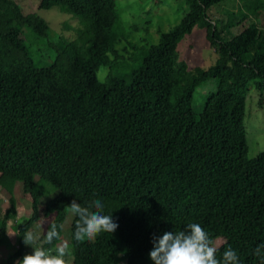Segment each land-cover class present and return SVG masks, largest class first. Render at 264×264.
<instances>
[{
	"label": "trees",
	"instance_id": "16d2710c",
	"mask_svg": "<svg viewBox=\"0 0 264 264\" xmlns=\"http://www.w3.org/2000/svg\"><path fill=\"white\" fill-rule=\"evenodd\" d=\"M182 1L177 21L145 44L129 39L114 0H37L39 8L76 19L73 36L60 35L58 43L46 38L42 18L0 0V188L7 193L0 244L7 224L17 235L0 264H16L32 244L55 254L73 199L86 207L101 200L118 228L77 241L78 217L70 214L69 264H154L153 236L188 223L222 244L217 259L231 247L240 264H261L254 249L264 243V149L246 155L243 108L250 83L258 104L264 91V1L226 11L223 24L207 10L224 0ZM247 15L252 20L244 23ZM193 26L213 50L206 66L177 56L178 41ZM37 38L53 50L43 62L27 40ZM118 40L126 43L123 55L114 48ZM98 66L105 67L101 80ZM167 68L174 75L165 82ZM206 78L215 88L196 110L192 92ZM14 183L29 208L19 224ZM41 200L50 217L26 245ZM53 226L59 237L48 243Z\"/></svg>",
	"mask_w": 264,
	"mask_h": 264
},
{
	"label": "rangeland",
	"instance_id": "374dc122",
	"mask_svg": "<svg viewBox=\"0 0 264 264\" xmlns=\"http://www.w3.org/2000/svg\"><path fill=\"white\" fill-rule=\"evenodd\" d=\"M17 4L23 12L34 13L42 18L47 23L46 38L52 42H59L60 35L70 38L73 36L71 26L75 24V18L69 14L57 10L55 7L39 8L37 0H12ZM250 0H224L218 5H213L207 10V14L220 19L219 24L225 21L226 11H236V8L248 5ZM264 1V0H263ZM115 11L120 17L121 24L125 30L129 32V39L134 43H151L157 40V32L163 31L171 24L177 21L185 5L182 0H114ZM264 14V7L260 9L259 15ZM252 20L251 15H247L244 23ZM238 26L231 27L232 31H236ZM26 39V38H25ZM31 46V50H35L37 62L46 61L53 55V50L47 46H43V39H35V43H31V39H27ZM33 44V45H32ZM123 47H126L124 40H118L114 43V48L123 55ZM177 56L185 61L187 65L199 64L206 66L213 57L212 47L209 45L203 29L193 26L190 31L185 34L177 43ZM105 67L98 66L95 71V76L98 80L102 79ZM174 73L167 68L164 72V81L168 82ZM216 80L206 78L194 87L191 98V105L198 110L203 104L205 95L213 91ZM258 93L249 84L243 108V124L245 131V147L246 155L253 156L258 151L264 149V91L263 96L257 103ZM41 187L54 193V189L50 188L47 183H40ZM12 195L14 197V214L13 219L16 224L21 223L29 214L27 199L17 195L16 184L12 186ZM7 193L0 188V207H5ZM37 219L33 222L27 233H31L33 240L37 239L38 235L43 231L44 225L50 215H44L42 212V200L38 204ZM71 213L67 210L64 219L61 222L62 240L58 242V246L64 245L67 239V224ZM3 241L0 244V255H6L12 252L16 247L17 235L13 233L8 224L4 230ZM36 244L25 248L19 260H22L24 255L31 254ZM67 257V255H65ZM66 264H69V258H65Z\"/></svg>",
	"mask_w": 264,
	"mask_h": 264
},
{
	"label": "clouds",
	"instance_id": "9594fccd",
	"mask_svg": "<svg viewBox=\"0 0 264 264\" xmlns=\"http://www.w3.org/2000/svg\"><path fill=\"white\" fill-rule=\"evenodd\" d=\"M66 207L73 216L78 217L74 232L77 241L92 239L101 232L111 234L118 228L112 215L103 214L104 205L99 199L93 200L87 207L73 199ZM58 237L59 232L53 226L47 232V241L51 243ZM23 239L29 245L33 236L27 233ZM152 243L153 249L149 255L154 264H240L237 252L231 247L223 251L222 259H217L216 253L222 244L211 239L199 223H188L182 230L165 232L160 237L153 236ZM33 249L32 254L24 255L16 264H66V244L57 246L55 254L43 248ZM254 255L264 264V243L256 246Z\"/></svg>",
	"mask_w": 264,
	"mask_h": 264
}]
</instances>
